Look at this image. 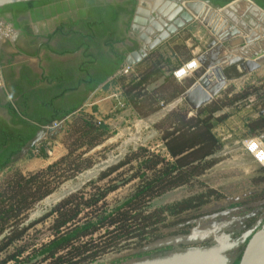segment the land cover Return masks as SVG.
<instances>
[{"label": "trees", "instance_id": "obj_1", "mask_svg": "<svg viewBox=\"0 0 264 264\" xmlns=\"http://www.w3.org/2000/svg\"><path fill=\"white\" fill-rule=\"evenodd\" d=\"M204 1L223 8L235 0ZM251 1L264 10V0ZM138 2L55 0L0 8V21L12 23L14 28H21L18 19L28 14L39 20L42 8L51 4L59 5L56 14H70L75 10L78 15L77 18L70 15L43 43L33 39L24 48L17 49L18 54L46 64L47 74L45 72L41 78L34 76L28 68H24L18 77L13 65L16 55L5 63L0 60L1 66H6L2 78L9 94L7 100L0 95V172L10 167L44 128L66 122L84 108L91 94H98L113 81L122 83L118 84L121 94L144 117L160 112L186 92L190 86L188 82L170 98L154 99L156 105L150 112L142 111L143 105L152 99L148 88L162 78L166 79L165 83L175 82L173 73L183 65L172 69L166 77L165 67L171 61L156 51L137 64V68L146 64L143 69H138L139 74L134 70L129 76L115 78L129 55L139 49L135 40L130 47L124 48ZM8 15L11 19L7 18ZM24 29L32 35L29 27ZM153 56L157 57L156 60ZM53 57H68L70 60L55 62ZM230 71H226L229 79L241 76L236 67ZM248 96L240 94L227 103L213 101L196 113L188 107L172 111L166 116L167 128L162 131L166 155L139 149L138 153L101 174V182L115 175L105 187L96 185L94 192L89 193L87 189L92 185H87L85 190L60 201L42 220L25 226L26 216L33 207L55 191L52 178L57 170L65 166L67 171L77 175L92 167L88 159L85 165L71 159L78 148L100 145L109 127L94 114L81 119L83 125L75 128V134H81L72 145L75 149L68 147V154L45 171L30 177L15 176L0 188V256L21 242L31 228L52 220L49 242L33 249L24 259L27 249L19 248L0 264H27V260L35 261V264H93L110 253L122 252L132 244L140 246L152 239L155 228L166 221L163 211L152 210L153 201L172 189L190 184L215 166L216 162L209 160L221 147L215 127L225 119L224 116L218 118L217 114L226 107L246 101ZM92 110L96 111V108ZM248 127L254 133L264 132V116L250 119ZM46 153L51 155L42 148L40 156L46 159ZM128 165L130 168L123 171ZM133 182H137L134 190L109 208L108 196ZM209 192L215 193L213 189ZM194 204L192 200L184 201L167 212L178 216L205 203Z\"/></svg>", "mask_w": 264, "mask_h": 264}, {"label": "rangeland", "instance_id": "obj_2", "mask_svg": "<svg viewBox=\"0 0 264 264\" xmlns=\"http://www.w3.org/2000/svg\"><path fill=\"white\" fill-rule=\"evenodd\" d=\"M144 29L145 27L138 28L135 35H133L137 41L139 40L140 45L142 44L140 34L144 32ZM224 31H226V28L219 30L216 24L211 28L204 20L198 21L197 19V21L186 25L182 30L177 32L176 35L179 34L177 37L181 39L179 44L173 45L172 48L167 46L168 49L159 50V48H156L147 57L156 51L158 55L161 53L167 59H170L171 64L165 67L166 77H169L172 69L174 70V68L191 58V51L195 52L196 48L199 47L201 49L206 48L212 40L220 42L221 33ZM195 33L199 34L198 38L193 36ZM191 38L193 39L190 42L192 48L185 43ZM156 58L153 56L154 60ZM145 65L143 64L141 68L143 69ZM137 67L138 65H136L134 73L139 74L138 69L141 68ZM232 68L228 70L230 71ZM201 72H203L202 69L200 70ZM242 77L240 76L239 78ZM131 78L127 79L126 82ZM165 80V78H162L159 82L152 84L148 88L149 93H152V99L143 105L142 111L144 113L150 112L151 108L156 105L153 104L154 99L163 97L168 99L175 91H179L186 86V83L178 82L175 79V82L170 81L169 83H165ZM118 84L122 83L113 81L106 89L100 91L93 100L87 102L81 111H78L58 127H53L51 130L48 129L40 142L34 145L31 143L8 169L0 172L1 188L15 176L23 175L30 177L38 172L45 171L53 162L66 156L68 154V147L74 145L75 141L80 138L81 134H75V128L83 125L81 119L84 117L94 114L95 117L98 116L99 121H102L103 125L105 124L109 127L108 133L101 140L100 145L94 148L89 146L78 148L71 159V161L76 159L77 164L81 163L84 165L88 159V162L93 164L92 167L77 175H73L72 172L67 171L68 168L65 166L57 170L54 178H52L53 186L56 185L55 191L33 207L26 216L24 221L25 226L42 220L60 201L72 194L85 190L87 185H92L88 186L87 192L89 193L94 192L93 188L96 185L105 187L110 179L115 178V175L101 182L99 181L101 174L127 160L133 154L138 153L139 149L143 148L153 153L166 155L167 151L162 141V131L167 128V115H164L169 108L174 107V104H176L182 95L163 107L160 112L149 117H144L129 105L121 94ZM240 94L249 95L246 99L247 101H244L246 103L243 105H248L253 111L252 114H257L258 116V112H263L264 73L261 76H257V73H254L238 81L231 82V85L225 88L213 101L227 103L230 99ZM117 100L122 102V107L117 106ZM187 107L185 102H181L173 111ZM95 108L96 111H93L92 109ZM37 146L41 148L38 149ZM42 148L51 154L46 153V159L40 156ZM71 149H75V146H72ZM243 153L246 152L244 151ZM230 156L231 154H228L225 157ZM223 158L224 156H221L212 159V161L218 164ZM250 164L252 165V163ZM129 168L130 166L128 165L123 171ZM247 170L250 171L249 169ZM257 171L258 175L255 176V179L258 181L257 186L259 190L254 195H248V189L254 186V183L250 182V177H245V174L239 170L230 171L228 176H235L239 180H234L230 186L223 187L224 189L221 191L220 189L212 188L207 183V180L205 181L204 175L194 179L188 185L168 191L159 198H156L152 203V210H161L163 211V217H166V221L155 228L156 231L152 239L140 246L132 244L122 252L110 253L93 264H132L140 261L168 258L174 254L184 253L194 247L203 248L211 245L217 248L220 244L223 245V258L225 260L227 258L229 264H239L242 254L252 236L264 229V180L261 182V179H264V173L259 169ZM212 173L219 174L220 172L212 171ZM136 183L133 182L122 187L117 192L108 196L106 200L108 207L112 208L117 204V201L127 197L134 190ZM212 189L216 194L209 192ZM238 194H241V196H238ZM191 200L195 204L197 202H204L205 204L199 208L195 206V208L178 216H171L167 212V209L174 207L178 203ZM228 215L229 217H227ZM230 217L234 219L235 223L231 227H227V220ZM51 225L52 220H46L31 228L21 242H18L5 254L0 256V262L7 255L15 253L19 248L27 249L26 254L22 258L24 259L30 255L33 249L39 248L41 245L49 242L52 239ZM192 240L195 243H189ZM234 255L235 258L232 259ZM9 264L15 263L11 262ZM27 264H35V261L32 262L30 260L28 262L27 260Z\"/></svg>", "mask_w": 264, "mask_h": 264}, {"label": "water", "instance_id": "obj_3", "mask_svg": "<svg viewBox=\"0 0 264 264\" xmlns=\"http://www.w3.org/2000/svg\"><path fill=\"white\" fill-rule=\"evenodd\" d=\"M41 1L55 0H0V8ZM240 3L247 5L240 8L238 7ZM149 5L153 8L149 9ZM197 19L204 20L211 28L216 24L219 30L226 28V31L221 33L220 42L212 40L204 53L195 59L203 70V75L179 98L174 107L167 110L164 116L181 102H185L194 113L212 103L233 82L226 75L229 68L237 67L245 76L254 73L261 76L264 73V10L251 0H235L223 8L204 0H166L165 2L164 0H140L132 29L136 31L138 28L145 27L144 32L140 34V39L146 47L132 53L125 64L136 66L141 63L151 51ZM3 23L6 24L5 21ZM2 40H0L1 46ZM51 127L44 128L32 144L40 142L47 130L53 129ZM248 157L252 160L250 156ZM253 164L259 169V166L254 162ZM193 242L192 240L189 243ZM222 246L220 244L217 248L208 249L194 247L168 258L132 264H215V260L211 261L214 253L219 256L220 264H229L227 258L225 260L222 256L224 253ZM239 264H264V229L252 236Z\"/></svg>", "mask_w": 264, "mask_h": 264}, {"label": "crops", "instance_id": "obj_4", "mask_svg": "<svg viewBox=\"0 0 264 264\" xmlns=\"http://www.w3.org/2000/svg\"><path fill=\"white\" fill-rule=\"evenodd\" d=\"M165 1L166 0H164V2ZM58 6L59 5L57 4H51V5H48L42 8V11H41L42 18H40L39 20L33 19V17L30 14L22 16L21 18L18 19V24L21 25V28H14V25L12 23L7 24L13 28L14 36L11 37L13 39L12 42L10 40L8 41L2 40L3 44L2 46L0 45L1 46L0 60L5 63L11 58V56L16 55L13 65L15 68V73L17 74L18 77L20 76L21 71L24 68H28L32 72V74L38 78H41L45 72L47 74V70L44 67L46 66V64H41L39 59L29 58L26 56H23V57L20 56L21 54H18L17 49L24 48L25 42H29V40L33 41V39H39L40 43H43L45 41V38L48 35L54 33L57 27L61 23L67 20L68 18V16H66L67 13L65 12H61L57 14L55 13ZM152 8L153 7L149 5V9H152ZM7 18L11 19V16L8 15ZM25 27H29L32 35L26 33L24 29ZM177 36H179V34L176 35L175 37L174 36L171 37L165 43L161 44L157 48H159V50L168 49L167 46L172 48L173 45L179 44V42H181V39L180 37L178 38ZM193 36L198 38L199 34L195 33ZM19 38L21 39L19 40ZM192 41L193 39L191 38V39H188L185 43L188 46L190 45V48H192L190 44V42ZM204 51H205V48L201 49L200 47L196 48L195 52L197 53H195L194 51H191V58L185 61L183 65L195 60L198 56L202 55ZM53 60L55 62L67 63L70 59L68 57H62V58L53 57ZM5 68L6 66L0 67L1 76L3 75V69ZM237 71L241 74L238 68H237ZM202 75H203V72L200 73V70H199L198 72L193 74L188 79L182 81L184 83L188 82L190 84V86L186 89V91L189 90L193 86V84ZM242 76L244 75L241 74V77ZM243 78L244 77L231 78V80L235 82L237 79L240 80ZM3 82H4V86L0 87V95L3 99L7 100L9 98L7 96L8 89H7V85L5 84L4 80ZM213 83H215V81ZM99 91H102V88ZM96 95L97 94H91L89 101L93 100ZM245 103L244 101H241L232 107L224 108L222 112L217 114L218 118H221L223 116L225 117V119L222 121H219L215 127V134L220 141L221 147H220V150L215 155L209 158V160H212L214 158H219L221 156H224V158L218 164H215V166H213V168H211L207 172V174L204 175L203 177H205V181L207 180V183L210 186H212V188L220 189L221 191L225 188V186L226 187L230 186L234 180H239L235 178V176L228 177L230 171L239 170L245 174V177L247 176L250 177L249 178L250 182L254 183V186L248 189L249 190L248 195H254V194H257L258 192L257 190H259L257 186L258 181L257 179H255V176L258 175L256 172L258 171H257L256 166L253 164L252 160L246 155V153H243L244 152L243 146H244V143L248 141L249 139H252L255 137H261L264 139V133L262 131H257V133H254L249 129L248 127L249 120L250 119L255 120L259 116H257V114H252L253 111L250 109V107L248 105H243ZM230 110L232 111L228 113ZM228 154H231V156L225 157ZM250 163H252V165ZM247 169H249L250 171H248ZM212 171H219L220 173L215 174V173H212ZM261 180H262L261 182H263L264 179H261ZM238 196H241V194H238Z\"/></svg>", "mask_w": 264, "mask_h": 264}, {"label": "built area", "instance_id": "obj_5", "mask_svg": "<svg viewBox=\"0 0 264 264\" xmlns=\"http://www.w3.org/2000/svg\"><path fill=\"white\" fill-rule=\"evenodd\" d=\"M14 34V30L11 26L3 23L0 21V40H8ZM135 70V66H130L125 64L119 72H117L115 78L129 76ZM201 70L199 63L196 60H193L182 67L178 68L174 73L173 76L178 82H182L193 74ZM4 86L3 78L0 75V87ZM117 106L122 107V102L117 100ZM116 111V109H115ZM61 124H54L53 127H58ZM244 151L248 156H250L253 162L259 166V170L264 173V139L261 137H255L249 139L244 143ZM40 149V146H37ZM47 151V150H46ZM50 153V152H49Z\"/></svg>", "mask_w": 264, "mask_h": 264}, {"label": "flooded vegetation", "instance_id": "obj_6", "mask_svg": "<svg viewBox=\"0 0 264 264\" xmlns=\"http://www.w3.org/2000/svg\"><path fill=\"white\" fill-rule=\"evenodd\" d=\"M114 1H117V2H119V3H124L126 0H107V2H114ZM140 1V0H139ZM171 1V0H170ZM138 5H139V2H138ZM137 8H138V6H137ZM137 10V9H136ZM69 13V12H68ZM67 13V15L66 16H68V17H70V15L72 16H74V18H77L78 17V15H77V11H70V14H68ZM136 13V12H135ZM43 15H44V13H43ZM124 20V19H123ZM3 22V21H2ZM135 33H136V31H134L133 29H132V26H131V30L128 32V33H126V38H127V40H126V42H125V46H124V48L126 49L128 46L130 47L131 45H132V41H137V39L136 38H134V36L133 35H135ZM157 34V33H156ZM158 35V34H157ZM13 36H14V34H13ZM12 36V37H13ZM22 38V37H21ZM21 38H19V40L21 39ZM12 38H10V39H8V40H11ZM155 39V38H154ZM154 39L152 40V41H154ZM8 40H5V41H8ZM4 41V42H5ZM151 41V42H152ZM138 42V44H139V49H138V51H136V52H139V51H141L144 47H146V45L144 44V43H142L141 45H140V42L139 41H137ZM28 42H25V45L27 44ZM135 53V52H134ZM0 56H1V47H0ZM20 56H24V55H20ZM130 56V55H129ZM0 67H1V61H0ZM258 116H264V111L263 112H258ZM264 133V132H263ZM229 215H231V214H229ZM229 215L227 216V217H229ZM235 222H234V219L232 218V217H230V219H228L227 220V224H226V226L227 227H231L233 224H234ZM209 246V245H208ZM213 246H209V247H203V248H212ZM237 253V252H236ZM237 255V254H236ZM233 258H235V255H234V257H232V259ZM232 259H230V261H232Z\"/></svg>", "mask_w": 264, "mask_h": 264}, {"label": "bare ground", "instance_id": "obj_7", "mask_svg": "<svg viewBox=\"0 0 264 264\" xmlns=\"http://www.w3.org/2000/svg\"><path fill=\"white\" fill-rule=\"evenodd\" d=\"M246 5H247V4H245V3H240V4H238V7H240V8H244ZM212 257H213V258H211V261H212V260H215V264H220V263H221V261L218 260L219 256H218L217 254L214 253Z\"/></svg>", "mask_w": 264, "mask_h": 264}]
</instances>
